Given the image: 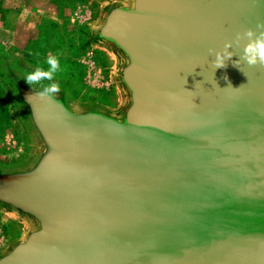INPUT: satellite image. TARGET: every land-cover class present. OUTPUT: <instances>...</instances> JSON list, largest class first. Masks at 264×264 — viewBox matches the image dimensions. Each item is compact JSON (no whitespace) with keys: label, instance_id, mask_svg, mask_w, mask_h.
<instances>
[{"label":"water","instance_id":"95a60500","mask_svg":"<svg viewBox=\"0 0 264 264\" xmlns=\"http://www.w3.org/2000/svg\"><path fill=\"white\" fill-rule=\"evenodd\" d=\"M91 1L111 97L30 86L0 43L25 144L0 159V264H264V66H234L264 0Z\"/></svg>","mask_w":264,"mask_h":264},{"label":"rangeland","instance_id":"374dc122","mask_svg":"<svg viewBox=\"0 0 264 264\" xmlns=\"http://www.w3.org/2000/svg\"><path fill=\"white\" fill-rule=\"evenodd\" d=\"M95 11L91 0H0V43L34 71L47 69L46 58L57 55L65 71L54 81L69 82L86 96L111 97L106 57L82 45ZM24 145L9 93L0 82V159L18 157ZM11 235L7 221L0 219V248Z\"/></svg>","mask_w":264,"mask_h":264},{"label":"clouds","instance_id":"9594fccd","mask_svg":"<svg viewBox=\"0 0 264 264\" xmlns=\"http://www.w3.org/2000/svg\"><path fill=\"white\" fill-rule=\"evenodd\" d=\"M243 39H247L248 43L243 49V55L240 57V60L235 61L234 66L239 68L241 60L246 62L249 67L264 66V24H258L257 31L248 29L242 35L237 34L235 41L236 44L238 45ZM232 47V42H228L225 44L222 52H214L215 60L213 61V65L216 69L225 67V62L232 58L233 53L229 51ZM213 51L214 50H210V54H212ZM45 63L48 65L47 69L43 66H38L34 72L26 74L25 81L30 86L40 84L45 80L54 81L63 71H65V68L62 67L60 59L57 55L50 54L46 58ZM224 79L227 80V77H224ZM229 87H231L230 84ZM60 91V84L50 83L45 86L43 91H41L38 95L41 99H44L45 97L53 98Z\"/></svg>","mask_w":264,"mask_h":264}]
</instances>
